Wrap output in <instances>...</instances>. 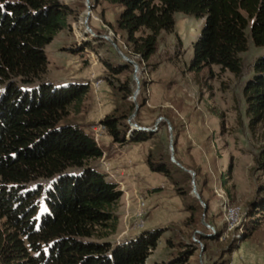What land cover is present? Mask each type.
<instances>
[{
    "label": "trees",
    "instance_id": "1",
    "mask_svg": "<svg viewBox=\"0 0 264 264\" xmlns=\"http://www.w3.org/2000/svg\"><path fill=\"white\" fill-rule=\"evenodd\" d=\"M94 1L98 4L100 0ZM101 1L121 9L114 26H107L125 34V47L138 57V66L148 65L151 72L160 64L150 63L158 51V38L173 32L175 13L205 19L188 67L195 75L218 66L239 76V56L248 50V29L252 44L264 47V0ZM72 15V9L58 0H0V264H146L161 230L143 231L117 244L109 240L118 227L122 193L93 163L104 150L92 131L68 118L71 112H79L91 85L71 82L56 87L43 80L48 67L45 47L60 31L70 29ZM103 64L112 77L133 72L125 62L105 60ZM109 85L122 94V102L99 125L113 144L150 142L146 155L149 171L166 178L189 214L184 227L196 230L202 208L190 196L192 177L170 162L161 142L155 143L157 132L133 131L127 138L135 110L129 101L132 90L129 83L119 88L112 82ZM243 95L249 127L254 129L264 122V54L255 60ZM173 139L175 149L177 134ZM254 162L256 170L264 173V146ZM230 176L229 167L221 175L224 186ZM38 180L49 181V188L28 187ZM261 191L263 186L258 188V196ZM262 195L250 204L246 218L264 213ZM41 197L45 210L38 216ZM208 225L215 235L207 238L197 233L199 241L224 236L225 224L219 229ZM236 241L229 252L235 250ZM166 242L168 247L173 245L171 240ZM188 253L180 250L172 263L181 264Z\"/></svg>",
    "mask_w": 264,
    "mask_h": 264
},
{
    "label": "rangeland",
    "instance_id": "2",
    "mask_svg": "<svg viewBox=\"0 0 264 264\" xmlns=\"http://www.w3.org/2000/svg\"><path fill=\"white\" fill-rule=\"evenodd\" d=\"M58 1L69 6L73 15L69 18L70 29L60 31L45 47L48 67L43 80L56 87L71 82L91 85L96 80L102 81L96 93L91 90L90 94L85 96L79 112H71L69 120L93 133L99 122L113 111L119 101L122 102V94L112 88L109 82L117 88L129 83L133 93L129 101L135 104L134 112L136 105L147 98L144 106L139 108L137 115L131 119V123L156 129L155 143L163 144L170 162L172 153L176 162L178 160L181 165L188 167V170L198 172V176H194L193 180L199 199L193 195L191 183L190 196L199 201L202 210L198 217L199 225L193 230L191 227H184L183 222L189 214L184 211L172 186L163 176L152 173L147 168L146 143L129 144V157L137 167L148 170V176L144 178L141 174L140 180L141 185L147 189H138L136 179L124 182V179L112 170L109 158L93 162L102 173L101 161L109 165L113 178L106 175L107 179L115 182L122 193L118 207V227L109 240L117 244L134 238L143 231L159 229L162 235L146 264L172 263L180 250L190 252L181 264H264V213L258 217L254 215L246 218L250 204L262 198L264 194V191H261V197L257 194L259 187L263 186L264 189V173L256 170L254 162V158L264 146V122L254 129L249 127L250 119L246 114L243 95L245 84L253 75L254 62L264 54V47H255L252 44L248 29V50L239 56L242 63L239 76L221 71L218 66H211L195 75L188 71V67L193 56V43L201 35L205 19L175 13L173 32L160 34L158 51L150 60V63L159 62V67L151 72L148 65L138 66L136 75L139 79V91L134 100L137 84L133 79V66L131 65L132 74L123 72L117 77H112L103 64L105 60L124 62L112 43L104 39V35L109 32H112V42L121 53L135 63L138 61V57L133 56L125 47V34L114 32L107 26H114L121 9L101 0L98 4L89 0V9L86 0ZM88 28L94 35L85 34ZM141 83H145V87H141ZM152 89L156 94V108L150 107L153 106L150 103ZM160 118L162 120L157 123ZM165 120L168 121L171 132ZM100 133L98 145L105 151L107 145L102 138L106 133ZM176 134L174 149L173 138ZM229 167L230 180L224 186L221 175L225 174ZM36 186L45 191L50 182L38 180L28 187L32 189ZM219 190L223 192V198L217 196ZM135 195L141 197L147 206L143 219L144 227L140 230H136L133 224L137 211ZM38 203L40 216L45 210L43 197ZM225 203L239 206L246 221L243 220L219 240L199 241L197 233L205 234L207 238L215 235L203 222L217 229L223 228ZM252 226L255 229L250 231ZM167 240H171V247L166 244ZM233 240H237L235 250L229 252Z\"/></svg>",
    "mask_w": 264,
    "mask_h": 264
},
{
    "label": "built area",
    "instance_id": "3",
    "mask_svg": "<svg viewBox=\"0 0 264 264\" xmlns=\"http://www.w3.org/2000/svg\"><path fill=\"white\" fill-rule=\"evenodd\" d=\"M87 33H90V35H94L92 33V30H90L89 28L88 31L85 32V34ZM111 36H112V32H109L108 35H104V39H106L107 41H112ZM101 83H102L101 80H96L95 82L91 83V89L93 90L94 93H96L99 90ZM100 131L102 132L104 131V128L101 125H99L98 128L93 129V138L97 144L101 136ZM100 169L101 171H103L105 175L107 176L109 175L111 178H113V176L110 173L111 169L109 168V165L106 162L101 161ZM119 183L121 184V186L123 185L121 182ZM216 194L217 196L223 198V192L221 190H219ZM135 200L137 202V211L135 214V220L133 224L136 230H140L144 227L143 219L146 214L147 206L145 201L138 195H135ZM223 214L226 225V232L224 235H227L229 232L234 230L243 220H245L240 207L236 205H228L225 203L223 206ZM208 229L211 232H213V234H215V230L213 227Z\"/></svg>",
    "mask_w": 264,
    "mask_h": 264
},
{
    "label": "crops",
    "instance_id": "4",
    "mask_svg": "<svg viewBox=\"0 0 264 264\" xmlns=\"http://www.w3.org/2000/svg\"><path fill=\"white\" fill-rule=\"evenodd\" d=\"M152 93H153V95L150 99V103L153 106H150V107L156 108L155 107V106H157V104H155L156 103L155 102L156 94L154 92V89H152ZM102 141H104L105 145H107V148L104 151L103 156L100 159H104L105 157L109 158L110 166H111L112 170L118 176H121V179H124L123 180L124 182H125V180L127 182H130L132 179H136V180H138V183H137L138 189H143V187H145V186L141 185L140 180H141L142 176H144V178L148 176V174L146 172L148 170H144L143 168L137 167V165L134 163L133 159L131 157H129V154H130L129 149L131 146H129V145L119 146L117 144H113L111 141V138L108 137L106 134L103 136ZM142 143H146L148 145V147H147V152H148V150L150 149V142H142ZM141 174H142V176H141ZM157 175H159V174H157ZM163 178L167 182L166 178L165 177H163ZM144 189H147V187H145Z\"/></svg>",
    "mask_w": 264,
    "mask_h": 264
},
{
    "label": "water",
    "instance_id": "5",
    "mask_svg": "<svg viewBox=\"0 0 264 264\" xmlns=\"http://www.w3.org/2000/svg\"><path fill=\"white\" fill-rule=\"evenodd\" d=\"M86 2H87V8L89 9V8H90V6H89V0H86ZM110 42L112 43V45H113L114 48L116 49L117 53L121 56V58L123 59V61L126 62V63H128V64H130V65H132L133 68H134L133 79H134V81H135L136 84H137V91L134 93V96H133V99L135 100V98H136V96H137V94H138V91H139V79H138V76L136 75V74H137V69H138V64L135 63L133 60L127 58L125 55H123V54L121 53V51L119 50V48L116 47V45L114 44V42H112V41H110ZM137 111H138V106L136 105V111L133 113V115L131 116V118H130V120H129V124L131 125V130H130V132L128 133V137H127V138L130 137V135H131V133H132L133 131H145V132H150V133H152V132H156V129L139 127V126H137L136 124L131 123V119L136 115ZM161 120H162V119L160 118V120H159L157 123H159ZM165 121L167 122V124H168V129H169V131L171 132V128H170V125H169L168 121H167V120H165ZM171 145H172V143L170 142V152H172ZM171 162L174 163V164H176L178 167H180L182 170H184L185 172H187V173L192 177V182H191V185H192V187H193V189H192V193H193V195H194L197 199H199V196H198V194H197V192H196V189H195L194 180H193V177L195 176L194 172H192V171H190V170H186V169H184L179 163H177V162L175 161L174 156H173L172 153H171ZM203 224H204V226H205L207 229H208V228H212L210 225H208V224H206V223H204V222H203ZM209 237H210V236H209Z\"/></svg>",
    "mask_w": 264,
    "mask_h": 264
},
{
    "label": "bare ground",
    "instance_id": "6",
    "mask_svg": "<svg viewBox=\"0 0 264 264\" xmlns=\"http://www.w3.org/2000/svg\"><path fill=\"white\" fill-rule=\"evenodd\" d=\"M138 71H139V68L137 69V73H138Z\"/></svg>",
    "mask_w": 264,
    "mask_h": 264
}]
</instances>
